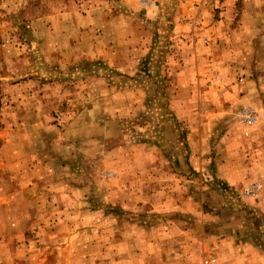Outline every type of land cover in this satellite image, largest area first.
<instances>
[{
	"label": "rangeland",
	"instance_id": "obj_1",
	"mask_svg": "<svg viewBox=\"0 0 264 264\" xmlns=\"http://www.w3.org/2000/svg\"><path fill=\"white\" fill-rule=\"evenodd\" d=\"M259 4L260 0H0V191L11 194L8 202L0 200V264H201L208 254L218 257V238L235 221L226 213L233 208L229 197L223 214L210 205L214 212L198 215L197 220L189 215L178 221V215L162 217L141 209L117 220L112 205L106 214L100 202L101 181H112L116 174L93 171L90 184L73 153L79 129L73 115L81 111L70 105L73 98L68 96L79 84L68 72L78 66L72 65L74 57L89 58L84 66L92 76L112 58L124 83L147 86L156 77L155 87L162 89L159 92L165 88L166 100L187 104L183 117L189 125L193 119L198 132L190 137L195 142L204 138L207 163L224 164L227 179L237 181L238 188L230 189L237 198L258 199L257 205L238 206L246 208L238 218L239 239L264 251V63L258 45L255 54L247 51L244 32L245 23L258 18ZM68 16L75 18L69 27L63 20ZM216 22L223 23L220 30ZM51 38L57 39V60L42 53ZM185 56L192 60L181 58ZM184 62L182 82L187 83L179 90L176 74ZM55 67L61 69L59 76L45 74ZM104 71L108 84L119 79L110 80L114 72ZM48 87L57 91V101L46 98L51 94ZM246 109L256 119L250 128L240 121ZM166 112L174 118L181 109ZM140 114L146 121L140 128L148 132L152 118ZM137 125H123L124 131L130 127V143ZM41 162L43 173L32 176ZM92 163L98 165L99 159L93 157ZM205 175L212 187L214 173ZM203 206L206 210L209 203ZM216 211L221 216L213 215Z\"/></svg>",
	"mask_w": 264,
	"mask_h": 264
},
{
	"label": "crops",
	"instance_id": "obj_2",
	"mask_svg": "<svg viewBox=\"0 0 264 264\" xmlns=\"http://www.w3.org/2000/svg\"><path fill=\"white\" fill-rule=\"evenodd\" d=\"M250 12L253 13V11ZM257 17L253 19L254 22L245 23L244 32L248 35L247 51L255 54L258 45L259 60L262 64L264 63V0H260ZM72 18V16L63 18L67 20L68 27L75 21V18ZM221 26H223L222 22L214 24V27L219 30ZM176 27H181V25L176 23ZM164 38L172 40L169 37ZM174 39L179 40V43H184L179 38ZM213 39L217 38L213 37ZM49 42V46L42 47V53H49L57 60L61 56L55 46L57 39L51 38ZM102 56H107L106 52ZM53 57H49V60H53ZM43 58L48 60L46 56ZM181 58L192 60L186 56ZM88 60L89 58L77 60L74 57L72 65L77 64L78 66L69 67L68 71L74 77L75 82L79 83L73 91L68 92V96L73 98L69 99L70 105L77 107L78 110L81 109L80 113L76 112L73 115L79 123L73 153L75 161L78 160L84 165L80 171L85 173L84 176L87 175V181L90 184L93 171H107L116 174L115 178L110 179L112 181L106 180L105 183L101 181L100 202L105 204L106 214L108 209H112L109 205H112L115 206L117 220L124 219L125 213L134 214V212H140L138 211L140 209L160 214L162 217L178 215V221L189 215L197 220L198 215L203 216L205 213L214 212L210 205L219 208L218 212L223 214L226 211L223 204L229 197L233 208L226 213L231 216V220L235 218V221L229 224V232L225 234L224 229L223 237L218 238L219 264H264V251L259 250L250 241L239 239L242 237V229L239 227L241 224L238 218L246 212V208L243 205L238 210V206L257 205L256 200L258 199L237 198L234 193L230 192V189L234 190L238 186L237 181L232 178L227 179L224 164L209 165L207 163L204 138H199V141L195 142L194 137H190L191 135L196 137L198 133H195V128L192 127L193 119H190L189 125V119L183 117V107H187V104L179 99H174L172 103L169 99L166 100L165 88H163L164 92H159L162 89L155 87L156 77L147 86L140 82L133 86L124 83L123 76L119 74L122 70L114 66L112 58L109 59L110 63H107L104 69L114 72L110 80H115L117 77L119 79L113 84H108L102 75L105 71L101 65L92 76L89 67L84 66ZM79 65L82 67L80 68ZM186 67V62H184L176 74L180 82L179 90H182L180 87L187 83L182 82V78L186 77L184 72ZM45 74L59 76L61 69L55 67L46 71ZM39 88L40 85H38ZM47 90H50L51 94L46 98L57 101L59 97L54 87H48ZM158 92L157 99L155 93ZM158 108H161V111H157ZM167 108L181 109L180 116L168 117L170 115H166ZM140 113H149V118H152L148 120V132L143 131V127L140 128V125L146 123V121L142 122ZM128 123L138 124L135 129L138 131L137 135L133 136L131 143L126 135L130 127L128 126V130H123V125H128ZM81 142L82 148L75 147L76 143ZM70 148L71 145H69V151ZM93 157L99 159V164L94 167ZM43 166L42 162L36 164L32 176L40 177L44 171ZM209 172L214 173L215 177L212 178L213 183L210 184L213 185L212 187L205 183V173ZM221 187L224 188L221 189ZM189 188L194 189L189 191ZM10 198V193L5 190L0 191V200L4 203ZM206 200H208L209 208L204 210L203 205L207 203ZM102 212L104 213L103 208ZM220 213L217 215L216 211L213 215L221 216Z\"/></svg>",
	"mask_w": 264,
	"mask_h": 264
},
{
	"label": "built area",
	"instance_id": "obj_3",
	"mask_svg": "<svg viewBox=\"0 0 264 264\" xmlns=\"http://www.w3.org/2000/svg\"><path fill=\"white\" fill-rule=\"evenodd\" d=\"M240 121L247 128L253 126L256 121L253 111L250 109L243 110L241 112ZM244 136H248V132H245ZM201 264H219V262L215 255L208 254L202 258Z\"/></svg>",
	"mask_w": 264,
	"mask_h": 264
}]
</instances>
